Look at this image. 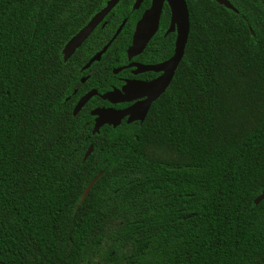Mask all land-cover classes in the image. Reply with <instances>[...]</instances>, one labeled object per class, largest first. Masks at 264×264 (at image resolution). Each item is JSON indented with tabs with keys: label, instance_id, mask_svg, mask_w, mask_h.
<instances>
[{
	"label": "trees",
	"instance_id": "16d2710c",
	"mask_svg": "<svg viewBox=\"0 0 264 264\" xmlns=\"http://www.w3.org/2000/svg\"><path fill=\"white\" fill-rule=\"evenodd\" d=\"M108 1L0 0V262L264 264V0H227L237 13L184 0L188 39L165 92L142 123L92 135L99 99L73 107L109 89L150 5L120 0L63 62ZM166 24L139 57L172 55Z\"/></svg>",
	"mask_w": 264,
	"mask_h": 264
},
{
	"label": "water",
	"instance_id": "95a60500",
	"mask_svg": "<svg viewBox=\"0 0 264 264\" xmlns=\"http://www.w3.org/2000/svg\"><path fill=\"white\" fill-rule=\"evenodd\" d=\"M144 0H135L132 6V11H137ZM219 6L224 7L234 13H237L235 8L227 0H213ZM120 2V0H109L105 7L96 13L89 22L79 30L63 47L62 58L63 62H67L74 53L82 46L87 38L95 31V29L103 22L105 17L114 9V7ZM166 4L170 11V24L167 30V34L175 32V42L173 55L163 63L150 66L133 65L137 68L135 73L153 72L161 73V76L150 83L138 84L133 82H127L122 89L112 90L103 95H99L96 90H91L83 95L75 104L72 116H76L82 108L92 99L98 97L103 101H107L110 104H119L124 102H130L135 98L146 97V101L142 104H135L134 106L122 110L115 111L112 109L97 108L90 112V116L94 117V124L92 129V135L99 132L103 126H109L116 128L120 125L123 118H126V124L138 121L143 122L148 110L153 102H155L167 89L171 80L173 79L174 73L182 60L184 55L185 46L189 34V16L187 6L184 0H150V6L141 15L140 19L136 22L134 31L131 38V44L126 50L127 60L140 55L148 42L156 34L158 30L160 15L162 12L163 5ZM126 21L124 20L121 25L115 31L111 40L96 53L88 63L81 69L86 71L92 64L100 61L101 57L111 43L120 34ZM121 69L113 71L117 74ZM83 79L81 82H84ZM139 93L137 96L134 93ZM92 147L86 151L82 161L84 162L91 154ZM101 173L98 174L84 189L80 202H82L90 191L94 183L100 178ZM264 200V190L254 200V205L257 206L261 201ZM0 264H3L0 262Z\"/></svg>",
	"mask_w": 264,
	"mask_h": 264
},
{
	"label": "flooded vegetation",
	"instance_id": "af4514ba",
	"mask_svg": "<svg viewBox=\"0 0 264 264\" xmlns=\"http://www.w3.org/2000/svg\"><path fill=\"white\" fill-rule=\"evenodd\" d=\"M144 2V1H143ZM150 6V5H149ZM165 6L166 8L168 9V14H166V16L163 18V13H164V9H165ZM149 8V7H148ZM147 8V9H148ZM144 12V11H143ZM143 14V13H142ZM106 18V17H105ZM164 19V20H162ZM104 21V20H103ZM161 21H164V23H167L166 24V28L164 29L163 31V38H166L168 35L170 34H173L175 37H176V33L175 32H172V33H169L167 34V30L169 28V24H170V11H169V8L166 4L163 5V8H162V12H161V15H160V20H159V25H158V31H162V30H159L160 28V24H161ZM156 32V33H157ZM155 36V35H154ZM153 36V37H154ZM113 37V36H112ZM152 37V38H153ZM89 38V37H88ZM87 38V39H88ZM111 40V39H110ZM150 42V41H149ZM148 42V43H149ZM174 42H175V39H174ZM83 45V44H82ZM146 48V47H145ZM145 50V49H144ZM143 50V52H144ZM173 50H174V43H173ZM101 51V50H100ZM142 52V53H143ZM98 53V52H97ZM141 53V54H142ZM140 54V55H141ZM104 55V54H103ZM102 55V56H103ZM140 55L132 58L131 60H127V57H126V64H124L123 66L119 67L118 69H121L117 74H114L116 76L115 80L111 83H104L102 85L103 88H109L107 91H105L104 93H101L99 95H103L107 92H111L112 90H121L123 86L126 85L127 82H133V83H138V84H144V83H150L154 80H156L157 78H159L161 76V73H153V72H144V73H135L137 71V68L133 65H140V66H150V65H157V64H160V63H163L165 62L166 60H168L172 55H173V52H172V55L167 57L166 59H163L161 61H156V56L154 57L153 55H145L143 56L142 58L139 57ZM139 57V58H138ZM101 60V59H100ZM98 63V62H97ZM90 68V67H89ZM88 68V69H89ZM87 69V70H88ZM116 70V69H115ZM84 72V71H82ZM85 79L87 80V77H83L81 79V81ZM85 80L84 82H81L82 84L85 83ZM139 93L135 92L134 95H138ZM98 98V97H96ZM99 101L96 102V107H94L92 110L94 109H97V108H104V109H112V110H115V111H122V110H125V109H128L132 106H134L135 104H142L143 102L146 101V97H139V98H135L134 100L130 101V102H124V103H119V104H110L109 102L107 101H103L101 100L100 98H98ZM77 103V102H76ZM75 103V104H76ZM75 106V105H74ZM74 108V107H73ZM91 110V111H92ZM90 111V112H91ZM93 118V124H94V117ZM144 121V120H143ZM126 123V118H123L120 122V125L122 123ZM136 123H140L138 121H135V122H132L131 124H136ZM142 123V122H141Z\"/></svg>",
	"mask_w": 264,
	"mask_h": 264
},
{
	"label": "rangeland",
	"instance_id": "374dc122",
	"mask_svg": "<svg viewBox=\"0 0 264 264\" xmlns=\"http://www.w3.org/2000/svg\"><path fill=\"white\" fill-rule=\"evenodd\" d=\"M102 264V263H101Z\"/></svg>",
	"mask_w": 264,
	"mask_h": 264
}]
</instances>
